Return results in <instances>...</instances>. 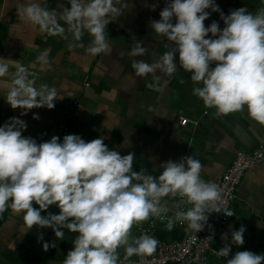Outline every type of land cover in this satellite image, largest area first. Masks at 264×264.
<instances>
[{"label":"clouds","instance_id":"9594fccd","mask_svg":"<svg viewBox=\"0 0 264 264\" xmlns=\"http://www.w3.org/2000/svg\"><path fill=\"white\" fill-rule=\"evenodd\" d=\"M67 3L70 7L49 9L38 0H17L16 8L21 21L37 26L48 37L67 40L70 34V48H83L87 33L91 40L86 53L108 54L107 25L122 15L126 4L121 0ZM157 6L153 5V10ZM208 9L220 13L223 29L216 21L205 26ZM159 16L150 27L173 46L165 45L167 50L152 63L132 59L135 75L146 78L160 72L172 77L177 73L178 54L180 67L200 85L193 88V95L206 108H214L217 117L245 112L264 126V7L255 14L240 7L225 15L214 0H165ZM147 52L141 42H135L127 55L143 57ZM49 54L50 49H44L29 65L0 57V88L6 89L4 98L12 109L23 110L20 116L33 108L51 110L54 101L63 99L55 87L36 83L38 72L33 69L39 64V72L48 71ZM33 119L39 116L33 115ZM26 129V122L19 117L0 126V215L9 208L14 215L23 213L29 230L33 226L51 228L59 240L65 238L64 229L76 233L74 247L62 264H123L133 256H152L159 241L147 234L134 237L132 228L153 217L166 220L168 230L179 222L197 233L206 225L211 228L207 223L211 213L235 215L224 206L220 186L201 177L203 165L195 155L162 163L157 178L144 168L134 171V153L121 155L110 150L103 136L86 142L79 135L68 134L62 142L53 136L37 143L22 135ZM165 198L174 203L169 205ZM52 205L59 208V214H41ZM181 205L190 207L182 210ZM171 209H175L174 217L167 216ZM245 231L243 225L232 230L231 243H225L216 255L228 258L232 245L244 244ZM39 239L43 240L42 235ZM221 239L228 241V233ZM50 247L55 243H43L44 251ZM226 264H264V253L237 251Z\"/></svg>","mask_w":264,"mask_h":264},{"label":"crops","instance_id":"0c3cea01","mask_svg":"<svg viewBox=\"0 0 264 264\" xmlns=\"http://www.w3.org/2000/svg\"><path fill=\"white\" fill-rule=\"evenodd\" d=\"M16 2L0 0V57L29 65L40 52L50 49L51 68L39 72L37 64L33 69L38 72L36 83L55 87L63 99L54 101L55 107L51 110L33 108L27 115L20 116L23 110L12 109L4 98L6 89L0 88V126L11 117H19L27 124L22 135L41 143L63 121L65 107L74 104L75 120L70 134L79 135L86 142L103 136L110 150L119 151L121 155L133 152L134 171L144 168L158 178L163 171L162 163L195 155L203 165L201 177L213 182L220 179L237 152H252L264 136V126L251 120L245 112L217 117L214 108H206L203 101L193 95V88L200 85L194 84L190 73L180 67L178 54L177 73L172 77L160 72L146 78L135 75L132 59L152 63L167 50L165 45L173 46L166 38L157 37L150 27L151 21L160 19L165 0H121V4H126L122 15L113 18L106 29L110 52L96 56L85 51L91 40L87 33L83 37V48H70L69 44L73 43L70 34L67 40L48 37L37 26L21 21ZM38 2L47 3L49 9L60 5L70 7L67 0ZM214 2L225 15L240 7L255 14L259 7H264V0ZM153 5H158L155 10ZM206 11L210 12V17L204 21L205 26L216 21L223 29L220 13ZM135 42H141L148 50L145 56L130 58L127 55ZM3 79L7 81L9 77ZM33 115H38L39 119H33ZM181 117H187L190 123L181 125ZM168 201L170 205L174 203ZM231 208L235 215L212 243L209 264H226L237 251L264 253V166H256L244 177ZM48 212L59 214V208L52 205L41 214ZM0 220V264H62L74 247L72 241L77 234L67 229H64L65 238L59 240L51 228L33 226L29 230L23 222V213L14 215L10 210L4 212ZM137 225L132 228L134 237H137ZM242 225L246 228L244 244L232 245L228 258L218 257L216 251L225 243L230 244L231 231ZM224 233H228V241L221 239ZM41 235L43 240L39 239ZM155 235L166 242L181 239L179 230H168L163 225L156 228ZM44 242L55 243V247L44 251ZM119 252L123 259V248Z\"/></svg>","mask_w":264,"mask_h":264},{"label":"built area","instance_id":"2783aa9c","mask_svg":"<svg viewBox=\"0 0 264 264\" xmlns=\"http://www.w3.org/2000/svg\"><path fill=\"white\" fill-rule=\"evenodd\" d=\"M205 115L208 111L204 112ZM75 120V105L71 104L65 107L63 111V121L55 128L54 132L42 142H47L53 136L63 141L65 135L70 134V129ZM179 122L187 126L190 122L187 117H181ZM41 142V143H42ZM256 166H264V136L257 146L248 153L239 151L236 153L231 165L225 170L215 183L222 189V197L226 201L225 207L232 210L231 204L235 199L239 185L244 177ZM170 205V202L165 199ZM165 201H162L164 203ZM189 205H181L182 210H187ZM9 208L6 212L10 211ZM175 209H171L168 217H174ZM1 217V215H0ZM233 217V216H232ZM232 217H227L223 213H211L208 218V225L203 231L194 233L187 227V224L177 222L175 229L180 231L181 239L178 241L166 242L155 235V230L159 226H166L167 221L161 222L153 217L136 227V236L147 234L156 238L159 243L156 252L152 256L139 257L123 261V264H209V254L212 253V243L217 234L222 231L230 222Z\"/></svg>","mask_w":264,"mask_h":264},{"label":"rangeland","instance_id":"374dc122","mask_svg":"<svg viewBox=\"0 0 264 264\" xmlns=\"http://www.w3.org/2000/svg\"><path fill=\"white\" fill-rule=\"evenodd\" d=\"M135 258H136V256H135Z\"/></svg>","mask_w":264,"mask_h":264},{"label":"trees","instance_id":"16d2710c","mask_svg":"<svg viewBox=\"0 0 264 264\" xmlns=\"http://www.w3.org/2000/svg\"><path fill=\"white\" fill-rule=\"evenodd\" d=\"M0 222H1V220H0Z\"/></svg>","mask_w":264,"mask_h":264}]
</instances>
